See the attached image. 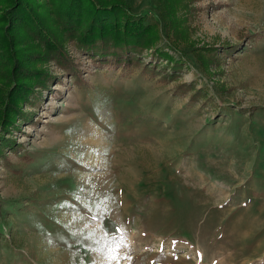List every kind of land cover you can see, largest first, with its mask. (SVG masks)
I'll list each match as a JSON object with an SVG mask.
<instances>
[{"label":"rangeland","instance_id":"374dc122","mask_svg":"<svg viewBox=\"0 0 264 264\" xmlns=\"http://www.w3.org/2000/svg\"><path fill=\"white\" fill-rule=\"evenodd\" d=\"M76 1L0 0V264H264V0Z\"/></svg>","mask_w":264,"mask_h":264},{"label":"trees","instance_id":"16d2710c","mask_svg":"<svg viewBox=\"0 0 264 264\" xmlns=\"http://www.w3.org/2000/svg\"><path fill=\"white\" fill-rule=\"evenodd\" d=\"M76 4L77 5L74 8V11L78 12L80 17L83 16L81 12H83V13L85 12L88 16L89 15L92 16V20L94 18L96 21H97V15H99V17H105L106 10L104 8H100V7L92 5V4L90 7L89 5H86L85 0H78V1H76ZM72 15H75V14H70L67 16L73 17ZM74 19H77L79 21L81 18H79L78 16H74ZM127 33L128 32H126V31H120V30L118 31V30L113 29V26L109 23H103L101 26L92 25L90 27V29H88V32L85 36L91 37V38H93V40H90V41L88 40L85 44H91V43H93L92 41L96 42L97 39L104 38L108 35V37H110L113 40V42L112 41H104L105 43L112 42V45L115 44L119 47H123L122 44H125L124 41L126 40V37H124V36H126ZM104 39H108V38H104ZM118 39H120V40H118ZM122 42H124V43H122ZM124 50H126V49H124Z\"/></svg>","mask_w":264,"mask_h":264}]
</instances>
